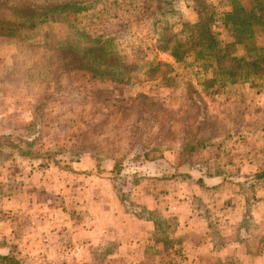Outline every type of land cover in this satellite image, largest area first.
Masks as SVG:
<instances>
[{
	"label": "rangeland",
	"instance_id": "1",
	"mask_svg": "<svg viewBox=\"0 0 264 264\" xmlns=\"http://www.w3.org/2000/svg\"><path fill=\"white\" fill-rule=\"evenodd\" d=\"M82 1L87 10L48 17L34 38L0 36V132L29 136L21 127L32 119L34 98L44 91L53 93L52 106L31 135L32 149L51 150V158L14 153L0 159V253L21 264H231L236 255L232 248L224 249L222 256L214 250L204 249V255L199 248L190 251L187 242H196L200 235L189 234L184 217H177L170 206L177 195L181 211L190 207L193 215L207 212L212 226L222 227L215 237L218 244L226 241L224 231L227 226L231 230L235 219L244 227L264 229V182L253 178L264 167V76L234 83L217 78L207 85L213 75L205 71V60L188 57L177 63L159 49L162 32L179 33L175 37L184 40L182 23L197 20L189 0H118L116 5L113 0ZM206 1L217 18L230 9L228 0ZM0 17L14 20L7 13ZM101 44L115 53L110 65L122 82L95 78L86 70L56 77L63 46L81 55ZM136 95L139 99H133ZM140 111L144 117L136 123ZM137 128L147 158L133 159V152H127ZM80 136L99 144L98 167L77 162L84 155L93 160V155L77 159L70 154L79 147ZM184 156L192 166L190 176L218 173L221 180L214 189L192 178L156 180L160 171L151 162L162 167L165 177L168 168L171 171L168 163L178 164ZM107 158H117L120 173L106 168ZM187 162L181 170L187 169ZM78 179H89L90 185L71 187ZM110 188L120 189L125 200L121 206L110 202ZM76 190L102 198L105 210L118 218L114 227L104 232L103 223L115 216L103 217L104 208L99 210L86 194L74 200ZM61 204L70 212L64 221ZM133 213L153 218L154 227L134 221ZM74 215L85 229H75ZM188 218V226L194 227L197 222ZM98 222L100 228L86 231Z\"/></svg>",
	"mask_w": 264,
	"mask_h": 264
},
{
	"label": "trees",
	"instance_id": "2",
	"mask_svg": "<svg viewBox=\"0 0 264 264\" xmlns=\"http://www.w3.org/2000/svg\"><path fill=\"white\" fill-rule=\"evenodd\" d=\"M189 1L197 14V20L193 23H182L180 32L185 35L184 40L175 37L179 33L170 35L167 32H162L158 39L159 49L168 52L177 63H181L188 57H192L198 62H200L199 59L208 61L202 63L205 66V71H209L213 75L207 78V83H205L207 85L212 84L217 78L234 83L239 80H249L251 77L264 76V0H228L230 9L224 11L219 18L216 17L214 6L206 0ZM118 2V0H113L114 5ZM157 7L160 8V4H157ZM87 8L86 3L82 0H0V15L7 13L14 18L12 20L0 17V36L18 41L34 38L39 34L41 24L48 17L59 13H81ZM128 10H125V14ZM164 28L168 30V27ZM186 44L187 46H185ZM78 53V51L73 52L72 48L67 46L62 47L61 52L57 55L56 77L73 70H86L91 72V76L95 78L107 76L103 79L115 82L123 81L122 78L117 77V73V75L114 74V70L111 68L110 60L115 59V53L111 50L106 51L105 44L90 46L82 51L81 55ZM129 81L130 76H126L124 82L128 84ZM52 95L53 93L44 91L34 98L32 119L21 127L23 131L25 129L28 132L29 136L0 132L1 160L14 153L33 158L43 155L51 158L47 153L51 150L43 153L32 149L31 135L34 133L36 125L45 119L47 107L52 106ZM138 96H134L133 99H139ZM143 117V113L138 112L136 123ZM133 136L134 141L129 144L127 152H133V159L141 158V156L147 158L145 156L146 149L141 147L138 128L133 132ZM78 139H81L78 141L79 147L74 148L70 154L76 155L78 159L81 155L88 153L99 161L102 156V153L96 152L99 144L97 146L93 141H85L86 139L84 140L82 136ZM138 142L140 143L138 144ZM21 143L25 147H21ZM186 150L187 143L184 145V151ZM104 152L106 149L103 148ZM161 158L163 157L161 156ZM116 160L113 171L120 173L122 168L120 162ZM187 161L184 156L183 160L176 165V174L190 176L187 169L181 170L183 163ZM187 164L189 163L187 162ZM167 172L169 174L166 176L175 175L170 170ZM253 178L258 182H264V167L258 170ZM116 192L123 199L120 189H117ZM156 223L157 229L162 231L163 225L160 221H156ZM156 240L166 242V239L156 238ZM0 264L21 263L18 259L0 253Z\"/></svg>",
	"mask_w": 264,
	"mask_h": 264
},
{
	"label": "crops",
	"instance_id": "3",
	"mask_svg": "<svg viewBox=\"0 0 264 264\" xmlns=\"http://www.w3.org/2000/svg\"><path fill=\"white\" fill-rule=\"evenodd\" d=\"M88 155H84L83 157H81V159H79L78 164H83V162H87L89 164L90 167H98L100 165V161H97L94 157L93 160L90 156L85 157ZM104 162H106V165L109 170H113L114 165H115V159L113 158H107ZM153 165L156 166V168L158 169V171H160V173H162L161 169L162 167H157L156 163L153 161L151 162ZM169 167H171V173L175 174L174 176H163L162 174L159 173V176L156 177L158 179L161 180H166L167 182H172V181H177V179L179 177H181L182 180H188L192 178L194 180L195 183H197L200 186H203L207 189H214V185L217 184L221 179L218 175V173L215 174H207L204 176H197L194 177L193 175L191 176H180L178 174H176V164H174L173 162L169 163ZM188 172L190 173V168L192 167L191 164H187L186 165ZM168 168V167H167ZM170 169L168 168V171ZM61 170L57 169V168H51V172H56L59 173ZM169 173V172H168ZM79 175V173H78ZM144 175V174H143ZM162 175V176H160ZM195 178V179H194ZM152 180H155L154 178H150ZM173 179V180H172ZM171 180V181H170ZM201 181V182H200ZM95 182V181H93ZM43 183L45 184V181H43ZM75 185H70L71 187L74 186L76 189H81V188H86V186L90 185V181L89 179H85L84 182L80 181V179H78L77 181L74 182ZM58 184L60 185V182H55V185ZM170 184V183H169ZM46 186V184H45ZM114 186V184H112V187ZM45 188L46 187H42ZM84 188V189H85ZM109 191H112V195H107L110 199V202L113 203L114 205H119L121 206V203H124L125 200H122L120 198V195L117 194L116 190L113 191L112 188H110ZM79 193V194H78ZM86 194V195H85ZM121 194V193H120ZM174 194H177L176 192H174ZM84 195L87 197L88 200L91 199V203L93 202V204L97 205V207L99 208V210H101V208L103 207V217H105L106 215L109 214H115L111 209H107L105 210V205H104V200H102V198L100 200L97 199L96 195L91 192L89 190H87L86 192L83 191H75V194L73 195L74 200L76 199V201H80L85 199ZM91 196V198H90ZM177 195H173L172 196V202L173 206L172 209L176 210L177 212H175L174 214L178 216H183L184 217V221L185 224L187 223V228L186 231L189 234H193L194 236H198L200 235V239L197 240L196 242L190 243L187 242V248H189L190 251H192V249L195 251L196 248H199V253L204 255V249H206L207 251L212 252L213 250L215 251L214 254H216V256H222L223 254V250L224 249H231L232 251H234L236 253V255H234L231 258V264H264V229L263 230H257V227H253V228H247L242 226L241 224V220L240 219H235L236 221L234 223L231 224V230L230 226H227V229L224 231L226 233H224L227 236L226 241L224 240L223 244H218L217 240L215 239V237H217V235H221L222 233V227L219 226L218 223L214 224V226H212L211 223V218L207 215V212L204 213V215L202 216L201 213H197L196 215H193L192 211L189 209L190 207H188V209H185V213L183 211H181V206H182V201H180L178 198H176ZM61 200L64 197H59ZM95 202V203H94ZM77 203V202H76ZM103 204V205H102ZM155 205V204H154ZM226 208L230 205L229 203L226 204ZM61 208V216L62 218L60 220L64 221V217L65 215L69 214L70 212L65 209L64 210V206L63 204H61L59 206ZM145 207H150L149 205L145 206ZM144 210H151L148 211L149 213L152 212V209H146L144 208ZM225 210V209H224ZM228 210H231L230 207H228ZM127 211H125L126 213ZM96 216V214L92 215V219ZM115 216V215H114ZM133 217H135L136 219H134V221H141L144 224H151L152 227H154V222L153 219L146 217L144 218L143 216L138 215L137 213H133L132 215ZM192 216V218H190V221H194L197 222L196 225H194V227L190 228V226H188V217ZM71 218V217H69ZM110 220V219H109ZM117 216H115V218H113V221H107V223H103V231L107 232L111 229V227H114L115 223H117ZM73 225H77L78 227L75 228L77 230H81V229H85L83 228V225L81 223H79L80 221L76 218V216H73ZM192 223V224H194ZM108 224V225H106ZM96 225L99 226V222L97 224L93 223L92 225H89V228H87L86 231L88 230H94L96 229ZM101 226V227H102ZM96 227V228H93ZM189 228V229H188ZM157 241V240H156ZM242 247L243 251L238 250V247ZM203 252V253H202ZM211 254V253H210ZM229 254V253H228ZM203 255L198 256L199 258H201ZM221 260V259H219ZM237 262V263H236ZM214 264V262H213Z\"/></svg>",
	"mask_w": 264,
	"mask_h": 264
}]
</instances>
